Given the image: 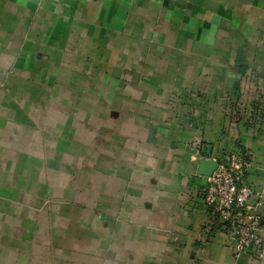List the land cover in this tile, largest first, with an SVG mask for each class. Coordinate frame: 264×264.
<instances>
[{
	"label": "crops",
	"instance_id": "obj_1",
	"mask_svg": "<svg viewBox=\"0 0 264 264\" xmlns=\"http://www.w3.org/2000/svg\"><path fill=\"white\" fill-rule=\"evenodd\" d=\"M239 145L262 186L264 0H0V264H264L198 173Z\"/></svg>",
	"mask_w": 264,
	"mask_h": 264
},
{
	"label": "built area",
	"instance_id": "obj_2",
	"mask_svg": "<svg viewBox=\"0 0 264 264\" xmlns=\"http://www.w3.org/2000/svg\"><path fill=\"white\" fill-rule=\"evenodd\" d=\"M237 156L219 160L217 169L207 179L205 203L220 219L227 231V245L237 254L250 253L264 260V236L260 207L264 200V183L256 187L244 175Z\"/></svg>",
	"mask_w": 264,
	"mask_h": 264
},
{
	"label": "water",
	"instance_id": "obj_3",
	"mask_svg": "<svg viewBox=\"0 0 264 264\" xmlns=\"http://www.w3.org/2000/svg\"><path fill=\"white\" fill-rule=\"evenodd\" d=\"M219 165L218 159H201L198 173L203 176H211Z\"/></svg>",
	"mask_w": 264,
	"mask_h": 264
},
{
	"label": "rangeland",
	"instance_id": "obj_4",
	"mask_svg": "<svg viewBox=\"0 0 264 264\" xmlns=\"http://www.w3.org/2000/svg\"><path fill=\"white\" fill-rule=\"evenodd\" d=\"M243 66V65H242ZM250 67L249 66H246L243 70H246V69H249ZM1 85H2V87L4 88L5 86V83L4 82H2L1 83ZM243 103V102H242ZM256 104V103H255ZM243 105L242 106H240L239 104H237V118L239 117V118H244V117H247V118H249L250 117V113H251V111H249V112H246V111H244L243 110ZM259 106H257V109H259L258 108ZM247 108H248V106H247ZM241 109V110H240ZM242 113V114H241ZM253 113V112H252ZM236 114H235V116H236ZM257 116L255 115H253L252 117H251V119H249V121H248V124H249V126H252V122H255V121H253V118H255V120L257 119L256 118ZM251 120V121H250ZM239 146H241V145H239Z\"/></svg>",
	"mask_w": 264,
	"mask_h": 264
},
{
	"label": "trees",
	"instance_id": "obj_5",
	"mask_svg": "<svg viewBox=\"0 0 264 264\" xmlns=\"http://www.w3.org/2000/svg\"><path fill=\"white\" fill-rule=\"evenodd\" d=\"M236 153L239 155L240 161L242 163H247V161L249 160V155L247 154V151H246L245 148H243L242 146H239L238 149H237V151L234 152L232 155H234ZM232 155L227 156V157H220L219 160L228 161V160H230V158H231Z\"/></svg>",
	"mask_w": 264,
	"mask_h": 264
}]
</instances>
